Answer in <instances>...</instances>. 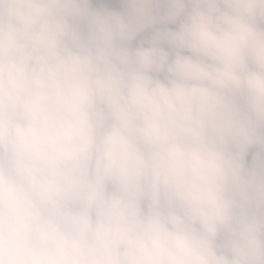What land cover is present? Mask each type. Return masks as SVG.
<instances>
[{
  "label": "trees",
  "instance_id": "16d2710c",
  "mask_svg": "<svg viewBox=\"0 0 264 264\" xmlns=\"http://www.w3.org/2000/svg\"><path fill=\"white\" fill-rule=\"evenodd\" d=\"M260 1L0 0V264H264Z\"/></svg>",
  "mask_w": 264,
  "mask_h": 264
},
{
  "label": "rangeland",
  "instance_id": "374dc122",
  "mask_svg": "<svg viewBox=\"0 0 264 264\" xmlns=\"http://www.w3.org/2000/svg\"><path fill=\"white\" fill-rule=\"evenodd\" d=\"M252 16H253L252 24L262 28V30L264 31V2L262 0L260 1L259 7L253 9ZM253 61L254 58H249L248 65L253 70H256L257 66H253L254 63Z\"/></svg>",
  "mask_w": 264,
  "mask_h": 264
}]
</instances>
